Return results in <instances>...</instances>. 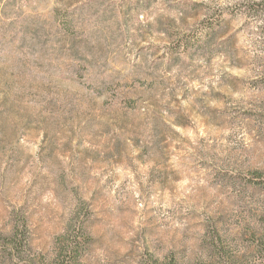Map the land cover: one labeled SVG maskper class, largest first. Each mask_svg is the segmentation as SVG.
Listing matches in <instances>:
<instances>
[{
	"label": "rangeland",
	"instance_id": "1",
	"mask_svg": "<svg viewBox=\"0 0 264 264\" xmlns=\"http://www.w3.org/2000/svg\"><path fill=\"white\" fill-rule=\"evenodd\" d=\"M253 171L264 1L0 0V264H210L264 228Z\"/></svg>",
	"mask_w": 264,
	"mask_h": 264
},
{
	"label": "trees",
	"instance_id": "2",
	"mask_svg": "<svg viewBox=\"0 0 264 264\" xmlns=\"http://www.w3.org/2000/svg\"><path fill=\"white\" fill-rule=\"evenodd\" d=\"M264 1V0H261ZM252 176L254 177L251 183L254 186L264 188V178L258 171H253ZM17 226H13V229L8 234L0 237L3 239L10 251L15 250L19 252L25 247L22 242L17 240V231L14 230ZM66 241L64 246L59 248L60 254L63 255L65 260L73 258L77 264L81 263L83 244L80 240H71L67 231L63 232L62 235ZM70 239V240H69ZM65 243V242H63ZM206 259L212 264V260L218 257V261L215 264H264V228L256 229L252 231L251 240L246 246L239 247V245L231 244L228 240V234L226 232H217L216 239L211 238L210 244L205 249ZM63 262L62 264H66ZM169 264H176L175 262H169Z\"/></svg>",
	"mask_w": 264,
	"mask_h": 264
}]
</instances>
